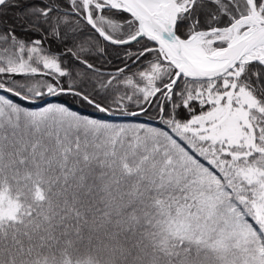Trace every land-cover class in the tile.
I'll return each mask as SVG.
<instances>
[{
	"label": "snow or ice",
	"instance_id": "obj_1",
	"mask_svg": "<svg viewBox=\"0 0 264 264\" xmlns=\"http://www.w3.org/2000/svg\"><path fill=\"white\" fill-rule=\"evenodd\" d=\"M0 264H264V0H0Z\"/></svg>",
	"mask_w": 264,
	"mask_h": 264
},
{
	"label": "trees",
	"instance_id": "obj_2",
	"mask_svg": "<svg viewBox=\"0 0 264 264\" xmlns=\"http://www.w3.org/2000/svg\"><path fill=\"white\" fill-rule=\"evenodd\" d=\"M66 99L71 100L72 98L69 97V98H66ZM73 103H74V104H79V102H76V101H73ZM80 106L83 107L82 105H80ZM141 119L147 121L149 118H148V117H142Z\"/></svg>",
	"mask_w": 264,
	"mask_h": 264
}]
</instances>
